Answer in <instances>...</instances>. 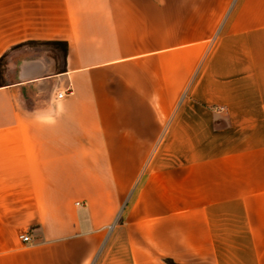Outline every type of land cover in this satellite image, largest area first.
Returning a JSON list of instances; mask_svg holds the SVG:
<instances>
[{"label": "crops", "instance_id": "obj_1", "mask_svg": "<svg viewBox=\"0 0 264 264\" xmlns=\"http://www.w3.org/2000/svg\"><path fill=\"white\" fill-rule=\"evenodd\" d=\"M164 258L264 264V0H0V264Z\"/></svg>", "mask_w": 264, "mask_h": 264}, {"label": "water", "instance_id": "obj_2", "mask_svg": "<svg viewBox=\"0 0 264 264\" xmlns=\"http://www.w3.org/2000/svg\"><path fill=\"white\" fill-rule=\"evenodd\" d=\"M47 60L46 69L40 67V61ZM54 70L51 58L44 57L42 53L31 51L16 57L9 71V80L11 82L30 80L52 73ZM50 79H38L30 83L36 90H42L45 86H49Z\"/></svg>", "mask_w": 264, "mask_h": 264}, {"label": "rangeland", "instance_id": "obj_3", "mask_svg": "<svg viewBox=\"0 0 264 264\" xmlns=\"http://www.w3.org/2000/svg\"><path fill=\"white\" fill-rule=\"evenodd\" d=\"M28 45L30 47H33V48L48 49V50H52L53 48H56L57 50H59L61 48V45L51 46L49 44H41V43H35V42L28 43ZM205 65H206V63L203 62V60L201 62H199L198 65L196 66L194 72H193L194 75L195 76L197 75L198 77H200L199 76V73H200V74H203V76H204L206 73L204 71ZM212 107L215 109V111L220 113L219 115H222V113L226 112V105H224V104L212 105Z\"/></svg>", "mask_w": 264, "mask_h": 264}, {"label": "built area", "instance_id": "obj_4", "mask_svg": "<svg viewBox=\"0 0 264 264\" xmlns=\"http://www.w3.org/2000/svg\"><path fill=\"white\" fill-rule=\"evenodd\" d=\"M71 92V89L69 87H66L62 90H58L54 93V98L55 99H61L65 96V94H68ZM19 238L22 242H28L29 241V235L27 233H21L19 235Z\"/></svg>", "mask_w": 264, "mask_h": 264}, {"label": "trees", "instance_id": "obj_5", "mask_svg": "<svg viewBox=\"0 0 264 264\" xmlns=\"http://www.w3.org/2000/svg\"><path fill=\"white\" fill-rule=\"evenodd\" d=\"M45 44H50L52 46H57L60 45L59 42L57 41H48V42H44ZM65 50V47L63 48V51ZM164 261L166 262V264H179L174 262L171 258H164Z\"/></svg>", "mask_w": 264, "mask_h": 264}]
</instances>
